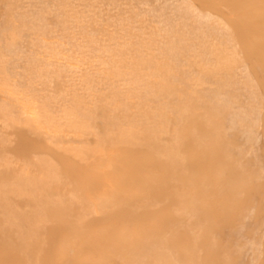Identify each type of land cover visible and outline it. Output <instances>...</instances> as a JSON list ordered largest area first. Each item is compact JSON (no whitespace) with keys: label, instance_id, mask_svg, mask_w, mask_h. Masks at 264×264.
Returning <instances> with one entry per match:
<instances>
[{"label":"bare ground","instance_id":"6f19581e","mask_svg":"<svg viewBox=\"0 0 264 264\" xmlns=\"http://www.w3.org/2000/svg\"><path fill=\"white\" fill-rule=\"evenodd\" d=\"M0 122V264H264V0H0Z\"/></svg>","mask_w":264,"mask_h":264},{"label":"rangeland","instance_id":"374dc122","mask_svg":"<svg viewBox=\"0 0 264 264\" xmlns=\"http://www.w3.org/2000/svg\"><path fill=\"white\" fill-rule=\"evenodd\" d=\"M13 126H3L0 122V135L5 138V141H0V149L10 150L17 143L18 136ZM33 137H37L35 133H32Z\"/></svg>","mask_w":264,"mask_h":264}]
</instances>
